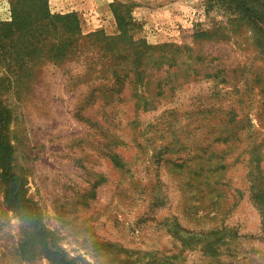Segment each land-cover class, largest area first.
<instances>
[{"label": "rangeland", "instance_id": "374dc122", "mask_svg": "<svg viewBox=\"0 0 264 264\" xmlns=\"http://www.w3.org/2000/svg\"><path fill=\"white\" fill-rule=\"evenodd\" d=\"M48 1L84 36L121 35L116 0ZM119 1L133 4L134 26L116 43L142 76L115 81L122 67L96 38L58 64H0L28 197L78 264H264L252 192L264 189V52L254 28L216 0ZM10 20L0 0V22ZM29 229L0 183V264H50L19 255ZM219 238L218 252L206 251Z\"/></svg>", "mask_w": 264, "mask_h": 264}, {"label": "trees", "instance_id": "16d2710c", "mask_svg": "<svg viewBox=\"0 0 264 264\" xmlns=\"http://www.w3.org/2000/svg\"><path fill=\"white\" fill-rule=\"evenodd\" d=\"M8 1L11 8V20L0 22V64L5 63L10 68L17 66L18 70L30 64L44 61L58 64L73 57L78 58L83 51L81 48L85 41L88 42L96 38L107 42L105 50L111 52L115 57L114 60H117L122 67L116 66L112 71L115 81H124L132 74V71H135L138 77L139 74L143 75L137 71L138 67L135 66L134 69L131 64V67H128L131 55L128 52L124 53L116 43L134 26L131 17L132 3H122L116 0L112 4L121 32V35L114 38L99 32L84 36L76 16L73 14H52L48 0ZM216 4L230 5L233 12H237L238 17L250 23L254 28L255 43L264 52V0H216ZM137 44L148 48L145 47L143 41L130 40V45ZM13 49L19 50V52L16 53ZM144 50H137V57L135 56L141 65L145 59V55L142 53ZM233 119L235 117L230 115L228 124L234 123ZM11 121L10 108L0 101V183L4 191V204L14 213L26 217L30 228L18 243L19 255L24 259H32L41 254L49 260L50 264H78L74 259L68 257L66 251L60 246L55 233L45 226L38 207L27 195L25 178L14 170L15 147L9 137ZM252 189L264 225V189L258 190L254 185H252ZM177 236L179 237V235ZM191 240L193 239L191 238ZM222 240L220 238L215 241L205 240L206 251L211 254L217 253L220 244L218 247L216 244L223 242Z\"/></svg>", "mask_w": 264, "mask_h": 264}]
</instances>
